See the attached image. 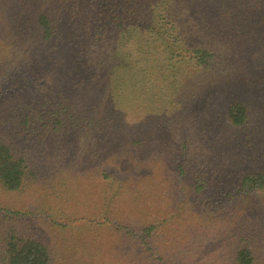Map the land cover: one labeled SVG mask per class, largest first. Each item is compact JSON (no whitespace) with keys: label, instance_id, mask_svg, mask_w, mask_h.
I'll return each mask as SVG.
<instances>
[{"label":"rangeland","instance_id":"374dc122","mask_svg":"<svg viewBox=\"0 0 264 264\" xmlns=\"http://www.w3.org/2000/svg\"><path fill=\"white\" fill-rule=\"evenodd\" d=\"M164 2L163 8L183 12L181 24L199 29L200 42L216 60L212 67L191 70L180 79L176 102L164 103L165 110L153 113L148 123H137L140 114L133 113L129 103L123 114L117 112L114 117L123 121L119 123L121 142L97 136L79 144L72 138L73 131L43 142L36 132L34 138L28 130L22 133L2 123L10 105L26 103L34 96L48 100L55 109L60 99L68 100L81 115L104 96L94 86L77 87L82 73L68 70L69 51L64 53L66 61L58 60L59 39L43 49L34 47L30 66L22 63L28 56L6 54L0 60V135L16 140L27 151L30 164L23 189L9 192L0 185V209L12 212L1 224L50 243L57 252V264H234L236 251L243 246H249L258 264H264V194L243 202L236 195L245 168L241 153L250 152L255 165L264 157V0ZM35 5L43 9L40 2ZM59 7L57 2L45 4L58 17ZM151 16L146 15L142 24L154 25ZM93 53L88 58H94ZM167 90L165 86L161 98H166ZM238 99L252 114L251 136L223 129L222 113ZM121 100L128 101L126 96ZM156 123L161 128L155 134ZM205 130L209 131L206 144L199 136ZM185 139L189 158L184 161L180 142ZM101 158L108 161L103 167L108 173L123 168L149 175L141 190L128 187L127 191L137 194L127 192V199L116 201L118 213L128 211L133 225H157L150 239L151 261L124 244L108 226L98 227L109 202L103 192L106 187L100 188L94 173ZM183 161L186 168L181 174L178 168ZM198 180L204 186L199 192ZM184 252L189 254L186 261Z\"/></svg>","mask_w":264,"mask_h":264},{"label":"trees","instance_id":"16d2710c","mask_svg":"<svg viewBox=\"0 0 264 264\" xmlns=\"http://www.w3.org/2000/svg\"><path fill=\"white\" fill-rule=\"evenodd\" d=\"M37 2L43 5V9L45 4L57 2L61 14L58 17L46 9L43 11L35 5ZM160 4L164 6V0H0V60L6 54L28 56L22 61L24 66H28L34 47L43 49L48 44H56L59 39L55 48L58 60L64 58L66 61L64 53L69 51L72 57L66 61L68 70L77 69L82 73L76 81L77 87L94 86L104 96L102 102L92 103L82 115L74 111L68 100L60 99L55 109L48 100L42 97L38 100L34 96L26 103L10 105L4 112L2 123L17 127L22 133L28 130L34 138L36 132L43 142L54 134L60 136L71 131L74 133L73 140L79 144L97 136L113 137L121 142L122 126L119 123L123 121L114 116L117 112L123 114L122 111L128 109V103L133 113L140 114L137 123L144 124L149 122L153 113L165 110L164 103H175L174 94L180 79L183 81L191 70L212 67L216 57L210 48L200 42L203 35L199 29L195 31L186 27V23H180L182 11L173 12L172 8H163ZM148 14L152 15L154 25L142 24ZM49 16L55 19L51 20ZM63 24L66 26L61 28ZM89 52H94L95 57L88 58ZM12 65L15 63H10ZM161 83L165 85L159 88ZM165 86L170 89L165 92L167 100L161 98ZM40 95L45 97L42 93ZM125 96L128 101L121 103V98ZM156 103L158 107L153 106ZM45 112L47 115L44 118ZM222 117L226 133L241 131L242 136L252 135V114L244 101L238 99L229 103ZM154 126L156 128L152 131L156 134L161 126L158 123ZM207 132L199 134L205 144L208 141ZM186 139L180 142L184 161L189 158ZM15 142L5 133L0 135V185L9 192L25 187L30 167L27 151ZM139 145H142L141 140ZM249 155L248 151L241 153L245 168L236 190L241 202L264 194V157L259 158L255 165L256 161L251 160ZM103 160H96L99 170L94 173L100 179V188L106 187L103 192L109 202L101 212L98 227L108 226L124 244L135 247L143 258L151 261L153 255L148 254L152 250L150 239L158 229L157 225L142 222L133 225L128 211L126 214L118 213L116 201L126 198L127 192L137 194L127 191L128 187L131 185L132 190H141L149 175L145 171L129 172L123 168H120L121 171L112 169L108 173L103 168L108 161ZM184 161L178 168L181 174L185 173ZM120 172L121 179L118 177ZM202 188L203 181L198 180L195 189L199 192ZM228 196L233 195L228 193ZM0 212H4V220L0 219V264H57L58 255L50 243L2 225L12 212L1 209ZM188 255L184 252L185 261ZM234 264L258 262L254 251L249 246H243L237 249Z\"/></svg>","mask_w":264,"mask_h":264}]
</instances>
